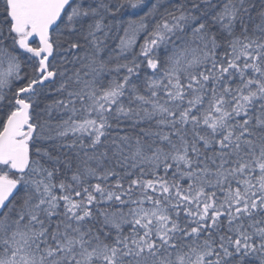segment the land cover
<instances>
[{"label": "snow or ice", "instance_id": "obj_1", "mask_svg": "<svg viewBox=\"0 0 264 264\" xmlns=\"http://www.w3.org/2000/svg\"><path fill=\"white\" fill-rule=\"evenodd\" d=\"M0 264H264V0H0Z\"/></svg>", "mask_w": 264, "mask_h": 264}]
</instances>
